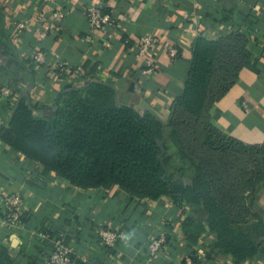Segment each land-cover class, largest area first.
<instances>
[{"label":"crops","instance_id":"obj_1","mask_svg":"<svg viewBox=\"0 0 264 264\" xmlns=\"http://www.w3.org/2000/svg\"><path fill=\"white\" fill-rule=\"evenodd\" d=\"M89 6L102 7L117 20L111 47H103L100 36L90 29L85 14ZM58 10L66 17L42 37ZM17 22L27 27L18 29ZM236 32L250 35L255 45L251 65L214 107L212 122L248 146H263L264 0H0V40L13 50L6 54L0 43V89L12 90L9 97L0 94V133L28 95L36 107L52 105L65 88L102 81L116 89L120 104L159 116L168 134L172 105L184 91L194 42ZM146 34L158 40L152 76L144 74L145 65L136 56L138 40ZM171 48L180 50L177 58L169 56ZM38 51L59 55L70 74L57 72L55 61L33 63L30 56ZM9 194L22 196L25 226L12 230L0 220V264H48L49 247L42 232L62 236L92 264H185L189 251H195L198 264H236L231 256H215L213 235L206 233L190 244L182 228L184 208L170 198H137L119 186L79 188L55 173H44L4 143L0 134L1 216L3 197ZM257 207L264 217V187L258 192ZM167 223L174 232L171 245L150 259L148 241ZM101 228L119 230L124 239L108 248L96 238ZM243 264H264V240L259 255Z\"/></svg>","mask_w":264,"mask_h":264},{"label":"trees","instance_id":"obj_2","mask_svg":"<svg viewBox=\"0 0 264 264\" xmlns=\"http://www.w3.org/2000/svg\"><path fill=\"white\" fill-rule=\"evenodd\" d=\"M249 37L236 32L194 42L168 134L156 114L120 104L107 83L87 81L63 89L52 105L36 107L29 95L22 99L1 139L44 173L79 188L119 186L137 198L168 197L184 208L182 228L190 244L208 233L216 239L215 256H231L236 264L253 260L264 240L257 207L264 145L248 146L212 122L214 107L251 65L255 45ZM0 43L13 54L9 44ZM237 213L246 215L237 219Z\"/></svg>","mask_w":264,"mask_h":264},{"label":"built area","instance_id":"obj_3","mask_svg":"<svg viewBox=\"0 0 264 264\" xmlns=\"http://www.w3.org/2000/svg\"><path fill=\"white\" fill-rule=\"evenodd\" d=\"M199 1V0H193ZM85 14L89 23L90 29L96 35H99L102 40V45L105 48L112 46L113 40L116 38L115 29L117 27V20L114 16L105 11L102 7L89 6L85 8ZM66 17L65 13L61 10L55 11L52 14V19L49 24L44 28L42 37H46L50 32H53L58 22ZM18 29H25L27 25L24 22L15 23ZM90 40V37L86 38ZM154 35H142L137 44L136 56L140 58L144 65V74L152 76L157 70V63L152 56L153 48L157 43ZM128 42V41H126ZM171 58L179 56L178 48H171L169 50ZM33 63L37 64H52L54 69L60 74H70V69L60 60L59 55L54 57L49 56L45 52H34L30 56ZM0 94L3 97H9L12 90L9 87L0 89ZM24 217V201L20 194H9L3 197V214L0 215L2 223L10 229H21L25 226L23 222ZM172 224L170 223L161 226L160 229L150 237L148 241V255L150 259L158 257L164 250L171 245V240L174 236ZM174 231V230H173ZM41 238L46 241L49 247V254L47 257L48 264H92L86 256H78L74 249L65 243L62 236H52L46 232L41 233ZM98 241L108 248H114L117 243L124 239V233L112 228H101L97 232ZM175 239V238H174ZM185 264H197L196 256L187 254L184 257Z\"/></svg>","mask_w":264,"mask_h":264},{"label":"rangeland","instance_id":"obj_4","mask_svg":"<svg viewBox=\"0 0 264 264\" xmlns=\"http://www.w3.org/2000/svg\"><path fill=\"white\" fill-rule=\"evenodd\" d=\"M246 197V200L244 199V202L246 203V205L247 204H249V201H250V195L249 196H244V198ZM241 213H237L236 214V216H237V219L239 218V216H241L240 217V219L241 218H243V217H245V215H246V213H242L241 215H240Z\"/></svg>","mask_w":264,"mask_h":264}]
</instances>
